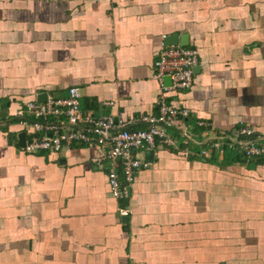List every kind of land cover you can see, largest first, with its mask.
I'll return each instance as SVG.
<instances>
[{
    "label": "crops",
    "instance_id": "0c3cea01",
    "mask_svg": "<svg viewBox=\"0 0 264 264\" xmlns=\"http://www.w3.org/2000/svg\"><path fill=\"white\" fill-rule=\"evenodd\" d=\"M171 37L199 55L193 86L165 98L193 138L139 154L127 196L110 197L93 148L23 152L15 113L43 95L154 114ZM240 127L264 139V0H0V264H264V161L199 155Z\"/></svg>",
    "mask_w": 264,
    "mask_h": 264
},
{
    "label": "built area",
    "instance_id": "2783aa9c",
    "mask_svg": "<svg viewBox=\"0 0 264 264\" xmlns=\"http://www.w3.org/2000/svg\"><path fill=\"white\" fill-rule=\"evenodd\" d=\"M198 56L194 48L162 45L154 63L153 79L161 91L154 114L129 119L111 114L94 117L81 109V94L76 87L69 88L64 98L48 96L44 102L25 103L15 113L22 129L30 134L23 152L58 154L73 146L93 148L96 155L91 162L103 167L110 197L116 200L127 196L136 174L150 165L139 154L150 152L155 155L158 149L179 151L181 142L170 132L177 131L186 139L193 138L190 133H182L174 126L180 120L183 125L182 119L188 117V110L172 106L165 98L169 93L184 92L193 86ZM167 77L170 85L164 83ZM103 104L113 106L112 101ZM196 124L208 126L200 122ZM205 140L210 143L200 151L201 157L206 158L211 152L223 156L226 150H231L240 153L245 160H264V139L256 136L251 128L240 127L232 136L219 133Z\"/></svg>",
    "mask_w": 264,
    "mask_h": 264
},
{
    "label": "water",
    "instance_id": "95a60500",
    "mask_svg": "<svg viewBox=\"0 0 264 264\" xmlns=\"http://www.w3.org/2000/svg\"><path fill=\"white\" fill-rule=\"evenodd\" d=\"M171 38H173V39H169V40H168V43H167V40H165V45L170 46V45H177V44L179 43L177 37H171ZM181 46H182V45H181ZM164 83H165L166 85H170V80H169L168 77L164 79ZM42 97H43V100L45 101L46 96L43 95ZM19 141H20V143H22V145L24 146V142H25V134H24V133H21V134L19 135Z\"/></svg>",
    "mask_w": 264,
    "mask_h": 264
},
{
    "label": "trees",
    "instance_id": "16d2710c",
    "mask_svg": "<svg viewBox=\"0 0 264 264\" xmlns=\"http://www.w3.org/2000/svg\"><path fill=\"white\" fill-rule=\"evenodd\" d=\"M227 156L225 158V163L228 164H232L234 162H241L242 160H244V158L242 157V155L240 154H234L233 151H228L226 152ZM256 161L261 162L264 161L263 159H257Z\"/></svg>",
    "mask_w": 264,
    "mask_h": 264
},
{
    "label": "rangeland",
    "instance_id": "374dc122",
    "mask_svg": "<svg viewBox=\"0 0 264 264\" xmlns=\"http://www.w3.org/2000/svg\"><path fill=\"white\" fill-rule=\"evenodd\" d=\"M167 46V45H166ZM170 46H175V45H170ZM195 68H197V66L195 67ZM195 70V69H194ZM46 100V99H45ZM41 102H44V101H41ZM185 120H187V119H185ZM129 191V190H128Z\"/></svg>",
    "mask_w": 264,
    "mask_h": 264
}]
</instances>
